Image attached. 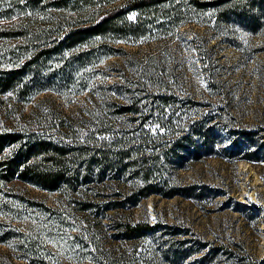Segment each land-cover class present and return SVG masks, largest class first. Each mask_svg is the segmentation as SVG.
<instances>
[{
    "label": "trees",
    "instance_id": "obj_1",
    "mask_svg": "<svg viewBox=\"0 0 264 264\" xmlns=\"http://www.w3.org/2000/svg\"><path fill=\"white\" fill-rule=\"evenodd\" d=\"M221 23L262 32L264 0H0V264H154L141 242H155L162 224L132 218L142 201H197L202 193L176 172L201 159L264 157V128L238 126L221 100L189 106L158 71L143 72L149 90L105 96L85 117L24 111L48 90L90 91L104 70H88L128 46ZM30 186L57 194L55 207L35 200ZM226 251L224 264H262ZM193 253L171 244L164 259L184 264Z\"/></svg>",
    "mask_w": 264,
    "mask_h": 264
},
{
    "label": "rangeland",
    "instance_id": "obj_2",
    "mask_svg": "<svg viewBox=\"0 0 264 264\" xmlns=\"http://www.w3.org/2000/svg\"><path fill=\"white\" fill-rule=\"evenodd\" d=\"M98 69L104 73L92 79L90 91L77 96L67 90L65 96L45 91L27 104L25 113L31 115L45 106L85 117L95 103L106 100L105 96L116 100L132 90H149L151 81L143 72L158 71L166 90L189 106L199 102L208 107L221 100L231 108L238 126L264 128V30L251 33L235 24L221 23L211 28L190 24L171 38L128 46L121 55L88 72L93 75ZM220 134L223 144L230 147L226 133ZM256 160L234 155L201 159L189 169L176 172L177 182L194 185L202 193L197 201L153 196L131 212L137 221L162 224L155 242L147 237L141 242L142 248L146 246L152 253L154 264H168L164 256L171 244L192 247L193 256L184 264H224L225 249L233 251L238 259L245 258L247 251L264 264V157ZM28 190L48 208L57 204V194L31 186ZM152 248L159 249L158 256ZM213 248H219V252L199 262Z\"/></svg>",
    "mask_w": 264,
    "mask_h": 264
},
{
    "label": "snow or ice",
    "instance_id": "obj_3",
    "mask_svg": "<svg viewBox=\"0 0 264 264\" xmlns=\"http://www.w3.org/2000/svg\"><path fill=\"white\" fill-rule=\"evenodd\" d=\"M132 17H130V19H131Z\"/></svg>",
    "mask_w": 264,
    "mask_h": 264
}]
</instances>
